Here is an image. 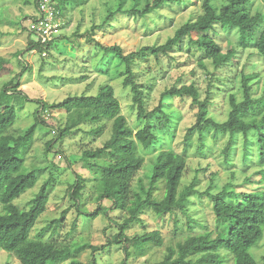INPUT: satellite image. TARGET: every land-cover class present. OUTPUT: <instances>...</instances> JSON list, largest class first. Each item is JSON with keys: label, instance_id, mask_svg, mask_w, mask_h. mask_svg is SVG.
I'll use <instances>...</instances> for the list:
<instances>
[{"label": "rangeland", "instance_id": "rangeland-1", "mask_svg": "<svg viewBox=\"0 0 264 264\" xmlns=\"http://www.w3.org/2000/svg\"><path fill=\"white\" fill-rule=\"evenodd\" d=\"M56 2L63 9L64 26L60 38L50 48L44 47L49 50L43 54L29 50L38 39L26 28V21L36 12V0H0V93L6 85L12 91L19 76L18 91L23 93L16 98L19 102L14 104L17 119L8 134L24 135L34 125L40 101L55 104L71 96H95L106 86H111L121 106L120 115L126 118L134 132L150 123L157 137L151 148L139 146L144 163L132 181L133 190L138 189L139 181L147 189L157 157L163 151H172L173 165L178 164L180 168L172 203L195 179L198 192L188 197L184 211L175 208L172 213L160 216L152 209L144 208L142 221L126 227L125 234L131 239L145 232L160 231L162 245L124 243L108 247L119 233L118 225L125 222L128 214L109 210L113 204L104 200L101 204L108 210V215L86 216L99 206L102 173L83 160V152L106 144L112 135L113 120L85 122L60 140L59 130L66 127L69 114L50 110L43 115L47 127L40 125L37 128L33 146L25 159L27 171L40 170L38 182L13 201L20 210L29 209L42 185L51 180L46 211L37 220L31 238L69 247L73 255L58 264H71L73 260L83 264H160L168 256L172 261L178 259L180 246L194 238L228 237L229 225L216 218L211 199L203 193L210 189L212 194H218L227 188L229 194L224 199L236 204L239 194L264 191L260 174L264 167L259 164L260 132L255 128L264 121V61L256 47L236 49L233 60L216 67L212 59L207 58L203 44H216L227 53L236 48L239 40L238 30L216 24L209 33L185 37L168 55L154 56L147 52L145 56L135 57L134 79L143 91L146 111L151 113L161 106V112L150 119H140L131 88L124 85L125 63L104 47L120 46L124 54L129 55L163 45L180 27L196 21L203 14V0H176L145 17L129 11L144 10L154 0ZM214 4L219 11L223 0ZM246 9L251 15H264L262 0H251ZM191 84L199 88L202 100L210 92L208 117L219 124L230 119L231 98L234 97L237 103L243 102L244 86H249L254 103L239 112L231 124L248 128V132L209 128L203 135L196 131L187 142V132L197 122L198 109L192 107L189 97L163 98L162 94L173 86ZM25 97L32 100H25ZM98 128L101 132L90 133ZM50 142H53L51 150L48 149ZM108 160L104 157L91 163L102 165ZM78 176L84 184L80 202L70 196ZM170 177L169 169L155 193L164 203L170 195ZM79 211L85 212L84 215L80 216ZM3 213L0 205V214ZM219 252L225 257L226 264H234L231 253L224 249ZM251 253L258 264H264V235ZM199 255H189L187 260L196 261ZM0 264L20 262L0 249Z\"/></svg>", "mask_w": 264, "mask_h": 264}, {"label": "trees", "instance_id": "trees-1", "mask_svg": "<svg viewBox=\"0 0 264 264\" xmlns=\"http://www.w3.org/2000/svg\"><path fill=\"white\" fill-rule=\"evenodd\" d=\"M39 1L36 0V10ZM173 1L176 0H154L153 4H147L144 10L132 9L129 13L145 17L161 6ZM216 1L203 0V14L196 21L180 27L175 35L163 45L147 47L129 55H125L120 46L104 47L106 51L115 53L117 59L125 63L126 77L124 85L131 88L133 103L138 110V118L150 119L157 112H161V106L151 113L146 111L143 91L134 79L132 66L135 57L145 56L147 52L152 53L154 56L168 55L185 37L194 33H209L216 24H221L224 28L238 30L239 40L236 48L227 53H224L222 48L216 44H203L207 58L212 59L216 67L226 65L233 60L236 49L245 50L253 46L256 47L259 56L264 61V29L261 30L264 25V15L258 13L254 16L249 13L246 7L251 0H223V5L219 11L214 4ZM262 2L264 4V0ZM57 7L60 16L63 18V9L61 10L59 4H57ZM52 44L50 43L48 48ZM29 50H38L40 53H44L49 49L33 42L29 46ZM20 79L21 76L12 87V91L9 90V85H6L0 93V205L3 206L4 210V213L0 214V249L14 255L20 264H58L73 255V251L69 247H58L55 244L33 239L30 236L37 220L46 211L51 180H47L42 185L29 209L22 211L13 203L15 199L33 188L38 182L40 170L33 168L27 171L25 159L33 146L37 128L40 125L47 127L43 115L50 110L66 111L69 114L66 127L59 130L60 140L69 136L76 127L85 122L97 123L102 119L113 120L112 135L106 144L96 150L89 149L83 152V160L90 167H95L102 173L99 180V190L101 192L98 198L99 206L95 212L86 216L96 218L100 214L108 215V210L104 209L101 204L104 200L112 202L113 206L109 210L126 211L128 214L125 222L118 225L119 233L113 237L107 246L124 243L162 245L163 237L160 231L145 232L143 235L131 239L125 234L126 227L131 223L142 221L141 213L144 208L152 209L160 216L172 213L175 208L184 211L188 197L198 191L195 179L190 186L180 193L178 200L172 203L175 181L180 169L178 164L173 165L174 153L172 151H163L157 157L148 188L146 189L143 182L139 181L138 189L133 190L132 181L144 163V158L139 153V146L149 149L157 140L151 124L147 123L144 128L135 133L126 118L120 115L121 106L114 95L113 87L106 86L95 96H71L55 104L40 101V107L35 113L34 125L24 135L8 134V130L17 119V109L14 104L19 102L16 98L18 95L23 94L18 91ZM244 89L245 100L237 103L234 97L231 98L232 111L230 119L223 124H219L208 117L211 94L209 92L207 97L202 100L199 88L195 84L182 87L173 86L171 89L166 90L162 97H189L192 99V107L198 109L197 122L187 132L186 141L188 142L196 131L203 135L209 128H214L216 131L230 130L235 132L242 130L248 132V128H237L231 125L239 112L254 103L251 100L250 87L246 85ZM25 100L32 99H26L25 97ZM255 128L260 132L261 156L259 164L264 167V121L261 126ZM99 132H101L100 128L90 133ZM52 144L53 142L48 143L49 150H51ZM104 157L109 160L102 165L91 163L92 160L98 161ZM169 169L171 170V177L169 178L170 195L168 202L164 203L155 196V193ZM260 174L264 182V169L260 171ZM83 191L84 184L78 176L76 183L71 188L70 196L80 202ZM203 194L211 199L216 218L229 225L231 230L229 236L214 240L208 237L189 240L180 246L178 259L172 261L171 257L168 256L160 264H226L225 257L219 252L221 249L231 253L234 257V264H258L251 250L258 246L264 235V191L239 194L236 204L228 203L224 199L229 194L227 188L218 194H212L210 189ZM236 194L238 195V193ZM84 213L79 211L80 216ZM95 250H98V248H95ZM170 252L172 251L170 250ZM196 254H200L196 261L187 260L189 255ZM71 264L83 263L73 260ZM92 264H96V262Z\"/></svg>", "mask_w": 264, "mask_h": 264}, {"label": "built area", "instance_id": "built-area-1", "mask_svg": "<svg viewBox=\"0 0 264 264\" xmlns=\"http://www.w3.org/2000/svg\"><path fill=\"white\" fill-rule=\"evenodd\" d=\"M63 26L64 20L60 16L56 0H40L35 14L26 21L29 33L35 36L38 39L36 43L43 47L60 38Z\"/></svg>", "mask_w": 264, "mask_h": 264}]
</instances>
